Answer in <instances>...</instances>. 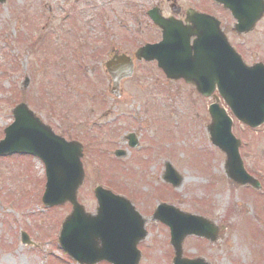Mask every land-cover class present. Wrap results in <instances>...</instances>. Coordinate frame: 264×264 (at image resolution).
I'll return each mask as SVG.
<instances>
[{
	"label": "rangeland",
	"instance_id": "obj_1",
	"mask_svg": "<svg viewBox=\"0 0 264 264\" xmlns=\"http://www.w3.org/2000/svg\"><path fill=\"white\" fill-rule=\"evenodd\" d=\"M130 2L137 4L144 0H6L4 5L0 4V138L3 128L12 121L10 109L18 103L21 94L26 99L32 95L35 101V97L42 92L49 97L47 89L50 80L47 81L46 74L59 81L56 84L58 91L60 89L69 98L72 96L80 102L77 104L74 100H67V105H64L62 100L59 101V96H56L53 100L56 109L59 107L63 111L68 104L82 110L101 106L89 98L96 93L107 94L104 75L97 68L93 69L97 63L91 61L85 65L96 75L94 89L92 85H79V78L68 72L69 56L62 60L55 54L53 58L59 45L54 35L57 33L63 42L82 29V45L86 52L90 51L96 45L98 30H101L98 23L102 22V26L111 28L110 30L118 28L134 31L135 22L123 12V8ZM100 8L107 13L103 18L98 16ZM100 15L103 16L101 13ZM74 20L76 22L73 28H68ZM120 23L124 27H119ZM52 26L66 28L68 31L60 30L52 34L49 33ZM40 34L45 35L35 45L34 41L36 38L38 40ZM149 34L145 28L140 37L145 38ZM46 68L51 69V73L46 72ZM151 75L149 77H154L155 73ZM25 78L28 79V84L24 87ZM139 78L138 72L134 81L125 84L119 104H108V107L105 104L104 107L111 111L109 119L123 113L117 119L122 127L134 124L128 114L136 122L131 128L142 138V150L132 151L129 161L120 164L118 178L121 181L114 176L120 185L127 188L128 194H119L128 197L142 217L147 219L148 236L138 246L142 252L140 264H171L169 255L172 251L166 241L167 231L162 225L154 224L149 215L156 203L163 202V196L167 204L206 216L225 227L221 232L223 239L212 247H207L203 240L190 238L191 241L183 246L184 256H198L199 252L211 264H264V217L257 214L255 206L245 202L246 199L241 196L243 191L229 183L225 184V180L219 176L223 175V167L218 162L222 160L221 153L209 144L203 99L195 93H190L187 99L184 85L174 83L166 89L162 84L142 85L138 82ZM143 95L150 97L147 98L149 102L141 100ZM44 100L47 101L48 98L45 97ZM38 102H34L33 107L26 101L33 111L44 119L52 120L49 113H46L47 104ZM147 104L149 110L151 108L152 113L157 111L158 115L152 118L153 125L149 128L147 118L138 127L136 125L141 119L137 116L141 115L142 107H147ZM53 121L56 119L53 118ZM119 132L122 138L115 145L123 147V136L126 133L122 134V130ZM233 133L242 143L246 142L244 152H255L245 159L246 167L254 169L257 165L264 169V128L256 130V133L247 132L235 122ZM128 155L127 152V157ZM165 161L182 177L180 185L172 190L162 182ZM38 163L31 155L18 154L0 158V264H48V256L52 252L62 259L55 248L59 227L57 224L69 212L70 207L64 205L57 209L43 208L41 195L44 177L40 175ZM85 169L87 177L78 197L86 211L93 212L96 206L91 194L93 186H107L97 182L100 174L90 162L85 164ZM210 169L216 175L210 174ZM263 171L261 174L264 177ZM102 177L110 179V174ZM202 201L206 203L205 207L197 204ZM262 201L264 202V192ZM22 231L37 246L21 244ZM255 239L257 242H254ZM66 264L76 263L70 260Z\"/></svg>",
	"mask_w": 264,
	"mask_h": 264
},
{
	"label": "water",
	"instance_id": "obj_2",
	"mask_svg": "<svg viewBox=\"0 0 264 264\" xmlns=\"http://www.w3.org/2000/svg\"><path fill=\"white\" fill-rule=\"evenodd\" d=\"M243 85L239 84L234 88L236 93H232L237 97L232 98L230 95L228 102L235 104L237 111L235 112L241 120L256 126L264 120V114L260 116L256 113L260 107L264 113V80L256 87ZM246 88L255 89L252 91L245 90ZM13 115L15 121L5 129V139L0 142V153L40 152L47 165L48 184H50L48 187L53 186L55 189V202L67 198L73 204L72 214L63 223L59 238L61 245L80 263L93 264L97 260L108 259L113 264H137L140 254L135 247L145 237L142 221L138 215L125 200L99 188L95 190L98 199L97 214L95 216L86 214L75 198L76 188L83 177L78 161L79 154L73 147L64 145L59 147V144L56 147L48 144L49 142H42L39 134L47 135V131L38 126L40 122L34 119V114L26 106H17L13 110ZM227 136L231 138L227 132L220 142H232V138L228 139ZM235 167L234 171L245 178L242 183L250 180L242 172L240 164ZM167 176L170 180H174L168 174ZM161 213L162 217L159 212L155 213L154 218H161L170 226L171 244L176 255L175 264H194L180 259L181 243L187 235H202L212 241L216 239V230L211 232L210 227L204 224L202 219L196 220L197 218L179 214L168 208Z\"/></svg>",
	"mask_w": 264,
	"mask_h": 264
},
{
	"label": "flooded vegetation",
	"instance_id": "obj_3",
	"mask_svg": "<svg viewBox=\"0 0 264 264\" xmlns=\"http://www.w3.org/2000/svg\"><path fill=\"white\" fill-rule=\"evenodd\" d=\"M190 3L182 2V0H159L155 3H145L144 5L127 3L123 8V12L130 15L132 21L135 22L137 31H140L142 29V22L149 21L148 12L152 9L164 18L174 17L178 20H184L185 11L193 7L194 10L214 16L220 21V26L226 35L227 41L237 50L246 66H253L254 64L264 65V17L255 22L248 30L237 33L235 31L236 22L227 10L223 11V15H217L212 4L207 2L200 3L199 0H196L193 5ZM150 25L151 28H155L156 31L158 30L152 24ZM157 40L158 38L151 41L148 38L145 41H140V39L135 38L134 32L128 31L117 32L115 35L110 36L99 35L96 41L95 58L98 62L102 61L103 63L113 56L124 54L132 60L135 72L139 69L144 75L146 68L148 66H156V63H149L143 59L138 60L135 56V51L142 44L154 43ZM85 55L86 53H80V55H77V59L84 58ZM192 55L194 56L193 51ZM87 58H90V56H87ZM225 59H228L227 55L212 56L210 59L209 56L205 57L202 55L201 57L202 62H208L210 64H214L215 60L221 61ZM210 76L213 77L214 74ZM143 78H146V75ZM162 78L165 80L164 76ZM155 80L158 81L159 79L157 78ZM127 81V79H124L120 83L125 84ZM100 117L94 110H90L89 112L76 111L74 115L68 112L64 117L65 139L68 141L76 140L81 143L87 142L91 138V135L85 131V127L89 124H97Z\"/></svg>",
	"mask_w": 264,
	"mask_h": 264
}]
</instances>
